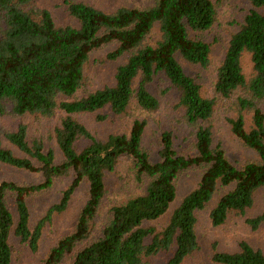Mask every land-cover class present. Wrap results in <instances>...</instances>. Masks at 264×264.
<instances>
[{"label":"trees","instance_id":"trees-1","mask_svg":"<svg viewBox=\"0 0 264 264\" xmlns=\"http://www.w3.org/2000/svg\"><path fill=\"white\" fill-rule=\"evenodd\" d=\"M35 0H0V117L56 118L51 134L55 149L28 135L20 122L2 133L0 164L40 174L32 184L0 182V264L12 263L11 237L36 252L43 228L63 213L77 189L86 191L69 232L61 236L39 264H181L198 247L196 212L214 196L212 225L229 213L252 207L254 193L264 187V0H249L250 9L230 34L217 67L214 96L205 97L179 59L209 64L210 44L199 37L217 15L213 0H150L107 11L87 0H62L74 23L56 24L47 8ZM119 61L113 81L91 88L87 71L94 55ZM248 55L246 75L242 57ZM177 93V107L188 129L182 140L160 134L156 157L142 145L144 118H133L126 132L95 137L81 114L108 110L114 115L131 107L142 112L159 108L160 98ZM217 98L228 100L231 132L254 158L232 160L214 143L211 118ZM57 150V151H56ZM127 160L139 192L107 207L98 223L107 194L106 176ZM196 172L193 186L171 209L179 178ZM67 180L59 198L31 224L27 198ZM247 224H264V208ZM213 264H264V251L246 241L234 252H215Z\"/></svg>","mask_w":264,"mask_h":264},{"label":"rangeland","instance_id":"rangeland-1","mask_svg":"<svg viewBox=\"0 0 264 264\" xmlns=\"http://www.w3.org/2000/svg\"><path fill=\"white\" fill-rule=\"evenodd\" d=\"M95 6L110 11L121 5H143L150 0H87ZM216 3L217 15L213 26L199 37L210 44V61L206 67L193 65L179 59L184 71L193 76L200 84L201 93L205 97L214 96V82L216 71L219 66L227 45L230 34L236 30L239 22L250 9L249 0H213ZM34 6L49 9L56 24L74 23V20L67 14L62 0H35ZM87 75L91 88L101 86L113 81L114 68L119 61H103L101 52L94 55ZM242 66L244 73L248 75L251 65L247 54L242 57ZM177 93L174 90L169 91L160 98L159 108L152 112H142L137 108L131 107L127 113L114 115L108 110L99 112L106 115L105 119L97 120L96 113L78 115V119L83 121L91 133L100 139L108 134L116 132H126L133 118H144L146 126L142 138V145L151 154L156 157L160 146V134L163 131H170L172 134L182 140L188 136V129L181 120V111L177 107ZM228 100L217 98L215 111L211 118V127L213 132V141L218 143L224 149L227 156L240 163L254 158L251 150L246 148L242 142L231 132L227 122L233 114L229 110ZM24 123L28 128L30 137H39L45 142V146H51L55 149L53 139H51L52 128L57 122L56 118L35 119L34 117L12 118L9 116L0 117V139L2 133L12 130L18 123ZM4 140V139H3ZM2 140V142H4ZM4 144H6L4 142ZM57 151V150H56ZM127 160H121L114 171L107 174L105 182L107 194L101 213L98 217V223L103 221L108 206L123 202L133 194L139 192V186L135 183L131 169ZM196 172L184 173L177 184V198L171 205L170 211L164 217L155 223L161 226L169 216L171 209L179 199L193 186L197 180ZM13 181L17 184L40 183L42 178L38 173H32L22 169L12 168L0 164V182ZM67 180L56 181L53 186L42 192L34 193L27 198L30 210L31 224H35L45 213L46 209L55 202L60 195V190L65 186ZM220 193L214 196L203 209L196 212L195 232L198 241V247L189 254L181 264H213L212 256L215 252H234L239 250V243L246 241L252 247L264 251V224L258 228L252 229L246 222L247 217H253L260 213L264 208V187L259 188L254 193V202L252 207L243 214L231 212L227 219L220 225L214 226L209 219V211L214 206ZM86 191L83 187L75 191L67 209L55 215L51 222L43 228L42 237L39 243V249L32 252L29 248L19 242L16 237H11L12 263L11 264H39L47 250L56 243V241L69 232L74 224L76 215L83 201ZM168 254L160 253L152 258L156 264H164ZM69 259H65L62 264H68Z\"/></svg>","mask_w":264,"mask_h":264}]
</instances>
